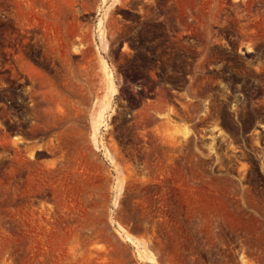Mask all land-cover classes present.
I'll return each instance as SVG.
<instances>
[{"label":"rangeland","instance_id":"rangeland-1","mask_svg":"<svg viewBox=\"0 0 264 264\" xmlns=\"http://www.w3.org/2000/svg\"><path fill=\"white\" fill-rule=\"evenodd\" d=\"M0 264H264V0H0Z\"/></svg>","mask_w":264,"mask_h":264},{"label":"bare ground","instance_id":"bare-ground-1","mask_svg":"<svg viewBox=\"0 0 264 264\" xmlns=\"http://www.w3.org/2000/svg\"><path fill=\"white\" fill-rule=\"evenodd\" d=\"M100 114H102V112ZM139 255L142 256V258L148 263H151L153 261L152 256L149 253L145 252V250H139Z\"/></svg>","mask_w":264,"mask_h":264}]
</instances>
